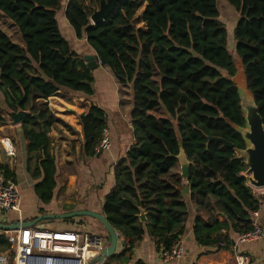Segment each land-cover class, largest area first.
<instances>
[{"label":"trees","instance_id":"obj_1","mask_svg":"<svg viewBox=\"0 0 264 264\" xmlns=\"http://www.w3.org/2000/svg\"><path fill=\"white\" fill-rule=\"evenodd\" d=\"M101 1L68 0L65 17L76 39L98 55V69H109L132 97L135 142L113 168L115 186L100 214L130 249L111 259L126 257L145 236L164 252L181 241L189 214L177 159L178 136L192 164L187 186L192 199L199 201L194 241L203 254L232 249L239 235L254 229L252 216L260 211L261 199L243 176L248 168L238 154L247 147L236 129L246 122L237 85L231 80L239 67L217 0H119L114 12L94 26L91 7ZM225 1L240 16L234 31L235 53L264 122V0ZM63 3L0 0V14L22 41V46L15 44L0 27V125H8L3 108L9 115L28 112L21 123L28 173L43 205L52 202L57 188V160L50 152L49 134L61 123L48 100L62 90L90 98L96 94L97 69H88L61 32L57 16ZM79 123L84 156L94 160L104 153L98 149L109 130L108 113L92 105L79 116ZM210 137L233 147L209 144ZM0 172L17 183L16 171L9 165L0 164ZM75 219L60 221L82 224ZM104 231L101 237L106 239ZM0 249H10L3 232Z\"/></svg>","mask_w":264,"mask_h":264},{"label":"crops","instance_id":"obj_2","mask_svg":"<svg viewBox=\"0 0 264 264\" xmlns=\"http://www.w3.org/2000/svg\"><path fill=\"white\" fill-rule=\"evenodd\" d=\"M14 43L22 46L21 39L20 42L14 41ZM102 71L107 75L101 74L97 78L96 94L92 98L80 94L69 96L70 93L62 90L48 100L50 110L61 120V123L52 127L49 134L51 140L50 152L56 157L58 168L57 188L54 199L49 205L39 203L34 193L36 183L28 173L26 142L23 133L18 130L21 125L14 126L11 115L8 114L6 108H3L2 114L8 119V125H0V164L9 165L12 170L16 171V186L20 196L21 214L12 213L9 216L0 214L2 224L34 222L39 217L47 214L62 215L77 211L102 214L105 197L115 186L113 168L120 159L125 158L128 150L135 142L134 128L130 117L132 97L131 95L128 98L122 97L120 92L122 86L116 82L110 70L105 68ZM109 83H111L112 88L109 87ZM98 86L102 88L101 92H99ZM78 101H82V103ZM92 105L100 106L108 113V132L111 148L94 160H89L83 153L84 137L82 126L79 123V116L86 114ZM5 138L12 141L16 157L11 158L7 155L1 143ZM71 170L73 171L70 172ZM245 174H243L244 177ZM247 179L249 185V177ZM184 185V197L189 214L185 224V232L181 238L185 254L179 260L169 264H238L237 258L239 256L245 257L248 264H264V235L259 241L252 244L237 245L235 242L232 249L228 251L203 254L204 250L193 238V227L197 217L199 201L192 199L190 189L187 186L188 182L184 181ZM254 193L261 199L260 213L264 228V192L254 190ZM219 219L224 221L222 216ZM78 222H82V224L79 226L77 224L69 225L60 220H56L54 223H48L47 221L46 223H48L49 228L54 230L75 231L81 234L90 233L100 237L106 234L103 225L95 219L78 217L75 219V223ZM42 223L33 227L43 229ZM0 232H3L6 236V231L0 230ZM118 234L120 233L118 232ZM104 241L107 248L109 246L107 238ZM124 241V238L120 235L114 255L119 256L125 249H130V245L125 248ZM163 253L164 249L158 246L154 239L145 236L141 242L131 248V252L126 257L112 260L111 256L103 259L98 264H168L163 261ZM0 256L8 257L9 264H13L11 248L0 249ZM31 264H37V259L34 258ZM59 264H65V262L61 261Z\"/></svg>","mask_w":264,"mask_h":264},{"label":"built area","instance_id":"obj_3","mask_svg":"<svg viewBox=\"0 0 264 264\" xmlns=\"http://www.w3.org/2000/svg\"><path fill=\"white\" fill-rule=\"evenodd\" d=\"M1 143L9 157H16L10 139L5 138ZM110 148V135L108 130H105L98 152L103 153ZM12 213L21 214L20 196L16 183L7 180L0 172V214L9 216ZM252 219L254 229L239 235L237 245L252 244L263 237L264 228L260 211L254 212ZM6 236L12 251L13 264H31L34 258L37 259V264H59L61 261L65 264H89L106 249L104 238L99 235L75 231L20 227L17 230L6 231ZM184 254L185 248L180 241L171 251L163 253V261L168 264L174 263ZM237 263L248 264V261L245 257L239 256ZM0 264H9V258L0 256Z\"/></svg>","mask_w":264,"mask_h":264},{"label":"water","instance_id":"obj_4","mask_svg":"<svg viewBox=\"0 0 264 264\" xmlns=\"http://www.w3.org/2000/svg\"><path fill=\"white\" fill-rule=\"evenodd\" d=\"M118 2L119 0H106V1L102 0L100 5V10L95 11L91 17L92 24L96 26L100 23H103L114 12ZM83 59L86 62L88 69L92 71L100 68L101 66L98 55L84 56ZM239 71H242L244 73L245 79L243 80H245L246 87L248 88L245 71L242 66H241V70L240 68H238V72ZM236 76L231 80L237 85ZM238 91L241 100V108L245 116L246 124L244 128L236 127V129L242 135V137L244 138L247 144L246 149L243 151H239L238 154L240 156V159H243L245 161V164L248 168L246 174L249 177V185L257 190H262L264 189V122L261 115L259 114V109L253 96H251V98L248 100H244L241 97L239 88ZM27 115L28 112H24V111H19L18 113H11L13 125L14 126L21 125L22 121ZM18 130L19 132L23 131L21 127ZM178 138L180 142V153L177 159L179 161L181 168V177L185 182H188L192 164L188 160L186 152L183 149L182 140L180 136H178ZM213 142L223 144L227 148L233 147V144L219 137H210L209 144ZM78 217L93 218L99 221L107 231V240L109 242V246L103 251L101 255L96 257L89 264H98L103 259L113 256L118 247L120 234H118V232L108 223L107 219L103 215L93 212L77 211L62 215L47 214L39 217L34 222H17L15 224H10V225H4L0 222V230L12 231V230H17L20 227L21 228L33 227L45 221L67 220ZM140 220L144 223L146 222L145 213H142L140 215ZM123 245H126L125 241L123 242Z\"/></svg>","mask_w":264,"mask_h":264},{"label":"rangeland","instance_id":"obj_5","mask_svg":"<svg viewBox=\"0 0 264 264\" xmlns=\"http://www.w3.org/2000/svg\"><path fill=\"white\" fill-rule=\"evenodd\" d=\"M106 1V0H105ZM63 9L59 12L57 19L60 25V29L61 32L63 33L64 37L70 42L72 48L82 57L84 56H88V55H95V53L88 47L87 43L85 41H78L75 37V34L72 30V28L70 27V25L68 24L66 17H65V10H66V6L68 3V0H63ZM219 8H220V13H221V22L225 25L227 32H228V45L229 47L232 49V51H234V55L235 57V63L236 65L240 68L241 70V61L240 59L237 57L236 53H235V38H234V31L235 28L237 26V23L239 22L240 16L235 12V10L228 5V3H226L225 0H217ZM92 11H98L100 10V6L98 3H94V7H91ZM66 22V23H65ZM0 27L6 32L8 33L12 39L16 42H20V36L16 30V28L11 24L10 21H8L6 18H4L1 14H0ZM102 69H97L95 71V76H96V82L98 84V80L97 78H99L101 76V74L103 75H107V73H102ZM245 79L244 77V73L242 71H239L237 76H236V82L238 85V88L240 90V94L241 97L244 100H248L251 98L252 94L251 92L248 90V88L246 87L245 84ZM96 88L97 85L95 84ZM109 87L112 88L111 83H109ZM98 89L100 90L99 92L102 91V88L98 86ZM125 89V90H124ZM124 90V91H123ZM122 97H126L128 98L131 95V92L128 88H123L120 90ZM67 93V92H66ZM69 93V92H68ZM60 97L62 95H59ZM69 96H71V94H69ZM79 103H82V101H78ZM158 115H163L162 111L158 112ZM75 170V169H73ZM73 170H71L70 172H72ZM245 177H247V175L245 174ZM67 182V181H66ZM258 192H264V189L262 190H257L254 189ZM47 222V221H46ZM43 222V229H52L53 228H49L48 223ZM58 230V229H57Z\"/></svg>","mask_w":264,"mask_h":264}]
</instances>
